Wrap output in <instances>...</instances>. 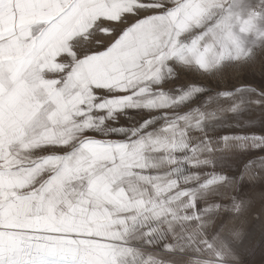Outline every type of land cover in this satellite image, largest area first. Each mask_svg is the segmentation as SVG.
Listing matches in <instances>:
<instances>
[{"label":"snow or ice","instance_id":"6c2138e0","mask_svg":"<svg viewBox=\"0 0 264 264\" xmlns=\"http://www.w3.org/2000/svg\"><path fill=\"white\" fill-rule=\"evenodd\" d=\"M256 64L264 0H0V264H264Z\"/></svg>","mask_w":264,"mask_h":264},{"label":"rangeland","instance_id":"374dc122","mask_svg":"<svg viewBox=\"0 0 264 264\" xmlns=\"http://www.w3.org/2000/svg\"><path fill=\"white\" fill-rule=\"evenodd\" d=\"M100 39L104 40L106 38L100 37ZM200 82L213 88L216 87L215 82H211L207 78H200ZM222 82L225 87H228L231 83L237 82L250 84L257 88L264 87V66L256 64L251 67H233L226 69ZM231 174L235 175L237 173ZM245 193L255 194L259 197L264 193V180L246 181L240 195L243 196ZM258 207L259 204H257V208Z\"/></svg>","mask_w":264,"mask_h":264}]
</instances>
